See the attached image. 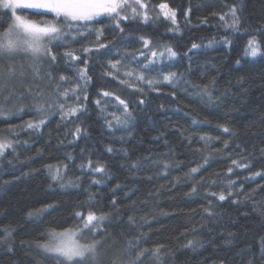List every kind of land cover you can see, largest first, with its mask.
Here are the masks:
<instances>
[{
	"label": "trees",
	"instance_id": "obj_1",
	"mask_svg": "<svg viewBox=\"0 0 264 264\" xmlns=\"http://www.w3.org/2000/svg\"><path fill=\"white\" fill-rule=\"evenodd\" d=\"M145 2L167 3L174 9L179 32L169 31L173 26L163 16L152 17L147 25L126 23L122 26L127 42L119 50L139 48L136 40L141 35L158 47L171 44L182 57L172 71L196 85L215 81L212 95L217 99L209 103L184 85L173 89L161 84L158 91L145 88L141 94L120 85L119 78H102L101 65L119 58L114 50L112 57L89 61L93 84L88 88L87 111L79 120L61 122L54 114L37 130L21 129L36 120V113L27 109L31 97L14 100L9 107L25 111L11 119L0 118V139L14 146L0 155V264H56L37 245L47 242L50 230L72 228L74 212L86 215L89 210L110 214L106 234L98 237L103 241L101 264L125 261L127 242L139 234L144 239L136 251L147 250L143 264H264V177L255 175L264 174V55H244L249 36L259 39L264 31V0ZM233 6L241 22L238 33L226 30L219 19L225 15L231 23ZM225 35L231 45L219 42ZM114 36L119 40L118 33L105 31V42ZM213 39L216 43L209 46ZM193 43L200 47L192 49ZM22 63L16 66L24 77L15 79L8 75L13 64L0 59V73L7 81L4 94L39 87L46 96L52 95V85L31 76L29 65ZM60 74L71 77L73 71L61 64L57 79ZM102 91L131 101L135 119L130 129L106 126L104 116L120 112L114 103L104 105V100L107 111L100 112L94 101ZM139 99H144L143 105H137ZM77 126L82 129L78 139L73 135ZM222 126L229 132L224 133ZM10 128L15 129L11 134ZM233 159L247 167L233 166ZM89 160L93 167L103 166L105 173L91 172ZM201 165L199 173L189 175L191 168ZM49 166L62 168L65 186L51 179ZM225 177L235 181V187L226 189ZM67 180L75 184L67 185ZM194 185L197 192L190 194ZM222 191L225 201L208 195ZM210 204L211 216L205 211ZM129 217L134 218L131 224ZM189 240H199L202 246L185 247ZM158 245L164 246L159 258L151 254Z\"/></svg>",
	"mask_w": 264,
	"mask_h": 264
},
{
	"label": "snow or ice",
	"instance_id": "obj_2",
	"mask_svg": "<svg viewBox=\"0 0 264 264\" xmlns=\"http://www.w3.org/2000/svg\"><path fill=\"white\" fill-rule=\"evenodd\" d=\"M158 7L162 16L173 26L169 31L179 32L180 25L176 11L167 3H160ZM150 9H154V6L145 0H0V59L6 58L11 61L21 54L28 57L31 60L29 68L33 75L51 84L53 92L52 95L46 96L44 90L38 87L35 91L32 89L20 92L10 90L5 95L4 88L7 81L0 73V118L11 119L13 116H19L25 108L14 111L9 105L14 100L23 101L26 97H31L32 103L27 106V109L35 111L36 120L21 125V129L26 127L30 130H37L46 123L48 116L54 114L60 116L61 122L79 120L80 116L87 111L88 88L93 84L92 76L89 75L91 67L89 61L97 56L101 59L112 57L114 50L119 58L108 59L105 64L101 65L102 78H119L120 85L134 88L135 92L141 94L145 93V88L158 91L161 84L169 85L173 89H176L178 85H184L190 87L197 96L206 98L209 103H212L217 99L212 95L215 81L202 86L196 85L185 80L183 73L178 74L172 71L178 59L182 57L178 56V52L171 44L158 47L151 38L141 35L136 40V43L140 45L139 48L131 51L119 50V45L127 42L125 27L122 25L134 22L149 24L152 21ZM183 15L187 19L188 12H184ZM213 15L217 14L213 13ZM4 17H8L6 22ZM33 17H38V19ZM230 17L231 23L227 22L225 15H220L219 19L226 30L238 33L241 22L235 6L230 9ZM97 24L107 26L97 28L95 27ZM105 31L118 33L119 40L114 36L112 40L105 42ZM90 37L94 39H89ZM259 37L258 39L257 35L249 36L244 49L245 56L255 58L258 55H264V50H262L264 31H260ZM219 42L224 45L232 44V40L227 35ZM214 43H216L214 39L209 41V46ZM76 44L80 47H73ZM191 47L197 49L200 45L193 43ZM61 49L63 51H60ZM184 56H187V53ZM61 64L72 69L71 77L60 74L57 79L55 74L59 71ZM14 72V68L10 65L8 75H13ZM96 95L100 99H96L94 103L102 114L107 111L106 107L102 106V100H104V105L114 103L116 111L120 112V115L111 112L104 116L109 129L128 130L133 126L135 117L130 110L131 101L121 99L120 95H114L110 91L97 92ZM136 103L143 105L144 99H139ZM14 131L15 129H8L9 134ZM223 132L228 133L229 129L223 127ZM73 135L78 139L82 135V129L77 126ZM201 139L207 141L208 138L201 137ZM227 146V144L224 145L225 148ZM7 148L14 150L13 143L7 139H0V155ZM108 151L111 152L113 149L108 148ZM67 159L73 160L71 154ZM231 164L236 167H247L234 159ZM203 166L191 168L189 175L194 176L199 173ZM80 167L83 168L84 165L81 164ZM87 167L93 173H105L103 166L93 167L90 160ZM62 168L66 170L68 165L64 164ZM62 168L53 169L49 166V171L53 181H60L62 186H65ZM227 172L231 174L233 168L229 167ZM255 175L264 177V174L260 172ZM225 179L228 181L226 189L235 187V181H232L230 177H225ZM93 183L100 184L101 181L94 180ZM73 184L75 181L67 180V185ZM196 192L197 186L194 185L190 194ZM208 195L216 197L219 201H225L227 198L223 191L218 195L216 192H210ZM231 195L232 192L229 191L228 196ZM112 203L115 207L116 201ZM49 207L55 210V206L50 205ZM210 208L211 204L209 209H205L209 216L212 215ZM72 219L74 222L72 228L63 231L50 230L47 233V243L37 245V247L42 249L49 258L55 259L56 264H101L103 241L98 237L106 234L104 229L110 220V214H97L89 210L85 215L81 211H76ZM133 222L134 218L129 217V223ZM5 231L7 235H11L10 231ZM88 237H91V240ZM143 239V235L139 234L134 240H129L123 250L127 259L123 262H114V264H143L142 257L147 250L139 253L136 251ZM197 246H202L201 241L189 240L185 245L192 250H195ZM163 248V245H158L151 254L159 258Z\"/></svg>",
	"mask_w": 264,
	"mask_h": 264
},
{
	"label": "rangeland",
	"instance_id": "obj_3",
	"mask_svg": "<svg viewBox=\"0 0 264 264\" xmlns=\"http://www.w3.org/2000/svg\"><path fill=\"white\" fill-rule=\"evenodd\" d=\"M150 15H152V17L162 16V14L160 13V9H159L158 6H154V9H150ZM22 62L25 63V64H27V65H29L31 63V60L28 57H26L23 54H21V55H18L17 57H15L13 60L10 61V63L13 64L11 67H13L14 70H15V72H14L13 75H9L10 78H14L15 77V79H17L18 76H20V78L24 77V75L22 73H20V71H21L19 69L20 67L18 68L16 66V65H18V63H22ZM30 75L33 76V77H35L33 74H30Z\"/></svg>",
	"mask_w": 264,
	"mask_h": 264
}]
</instances>
